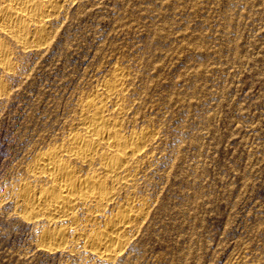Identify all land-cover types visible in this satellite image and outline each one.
I'll return each mask as SVG.
<instances>
[{
	"label": "rangeland",
	"instance_id": "obj_1",
	"mask_svg": "<svg viewBox=\"0 0 264 264\" xmlns=\"http://www.w3.org/2000/svg\"><path fill=\"white\" fill-rule=\"evenodd\" d=\"M60 3L41 47L0 31V264H264V0ZM89 99L142 151L102 207L32 217L36 156L83 131ZM125 210L122 251L94 253Z\"/></svg>",
	"mask_w": 264,
	"mask_h": 264
},
{
	"label": "bare ground",
	"instance_id": "obj_2",
	"mask_svg": "<svg viewBox=\"0 0 264 264\" xmlns=\"http://www.w3.org/2000/svg\"><path fill=\"white\" fill-rule=\"evenodd\" d=\"M46 2L48 5L38 0H4L0 5V31L7 35L9 39L11 38L21 43L24 47H41L46 27L48 24L50 25V18H52L51 16H53V12H55V8L61 0H46ZM30 23H35V26L31 28ZM5 47L4 44L0 43V66L8 69L11 67V63L9 60V52ZM107 87L109 91L114 90L111 86ZM107 91L105 90L106 93ZM95 104L96 102L93 99L87 100L85 104L86 108L90 109L94 107L96 109L95 114L89 118L86 117L82 132L80 131L70 135L71 137L67 141L69 142L68 147L64 151H62L63 149L60 150L59 147V149L52 148L46 150V152L42 151L43 153L36 156L32 167L34 174L32 175H36V180L40 179L39 182L41 180L42 182L46 181L48 186L40 188L39 190H32L35 187L31 189V186H26L24 189L23 195L27 198L28 205L33 213L32 217L48 216L51 220L59 219L58 221H60V219L70 216V211L74 210L79 200L83 201L84 204L90 203L102 207L101 205L108 203V200L112 198L111 196L115 191L109 186V181H117L120 175L126 179V175L130 171L131 163H133L132 160L138 158L139 153H141L144 136L137 134L130 137L120 135L122 133L119 134L118 124H113V119L110 121L105 117V115L109 114V109H106L108 112L105 114L104 104L103 106L97 107H95ZM65 157L67 159H76V161L78 160L83 163L96 161L101 168L99 169L101 172L98 170V172L92 171L93 173L91 174L80 175L81 173L73 166V163L70 161L72 163L71 165ZM92 168L94 167L92 166ZM120 178L123 181L122 177ZM80 204L82 203L80 202ZM84 204L82 205L85 207ZM139 208L137 209L140 210ZM120 210L122 211L123 208ZM134 210L136 209L134 208ZM131 213L125 210V213L122 215H113L116 217L114 219L110 217L113 220L103 232H97L95 230L96 232L89 236L91 249L94 253L97 252L105 258H110L115 253L117 255L118 251L120 252L123 248L122 246L125 244H123L121 237H119V232L121 228L127 227L134 219ZM61 235L59 233L60 238ZM48 247L50 246L48 245Z\"/></svg>",
	"mask_w": 264,
	"mask_h": 264
}]
</instances>
